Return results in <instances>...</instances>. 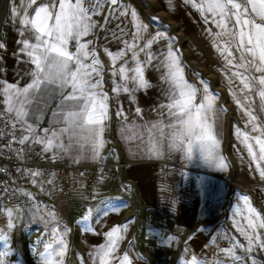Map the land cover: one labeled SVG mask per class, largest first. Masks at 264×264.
Listing matches in <instances>:
<instances>
[{
	"label": "snow or ice",
	"instance_id": "1",
	"mask_svg": "<svg viewBox=\"0 0 264 264\" xmlns=\"http://www.w3.org/2000/svg\"><path fill=\"white\" fill-rule=\"evenodd\" d=\"M104 3L109 6V15L104 17L107 23L120 6L119 0H20L19 5L14 4L11 7V18L21 25L18 30L19 35L23 37L18 41L22 45L20 51L26 53L34 66L30 73L32 80L23 88L0 82V95L5 97L3 103L6 104L4 111L14 114L8 122L13 128L19 124L27 132V135L18 140L19 144L36 143L42 145L43 152L56 149L67 153L75 142L83 150L85 145L76 138L78 133L87 131L88 136L80 139L92 142L91 158H103V132L107 127L106 122L110 119V97L104 91L106 69L93 46L94 41L85 38L93 33L96 27L93 16L100 14ZM185 3L199 11L206 24L211 23L218 29L216 32L211 28L206 31L213 46L225 61L223 71L228 77L230 94L233 95L238 108L248 117L246 124L251 125V133H258L253 135L245 132L242 143L245 144L260 179L264 180V122L259 115L264 113V0H185ZM128 15L133 18L135 29L131 33V40L123 39L128 32L118 25L119 34L114 32L113 39L122 40L124 47L116 53L105 49L112 64L108 70L113 78L112 93L116 97L126 93L134 102L136 92L152 87L145 78V70L149 66L160 71V79L167 85L164 89L167 102L154 109L160 119L143 126L150 138L146 154L158 157L161 155V145L166 143L170 151L181 152L189 161L200 158L209 165L227 170L228 164L218 152L220 139L217 128L223 109L215 106V94L209 92L206 81H201V90L185 79L179 50L171 46L173 37L164 32L145 35L148 26L139 20L136 11H129L126 7L120 12V16ZM100 28L104 29L105 24H101ZM158 41H167L166 52L156 54L151 51ZM71 46L76 48L75 52L70 51ZM3 48L5 45L0 42V49ZM237 81L239 85L236 84ZM42 87L49 91L58 88L61 96L59 108L67 106V102H73L72 107L75 110L66 113L54 112V117L63 115L65 126L59 131L44 129L45 135L40 136L33 126L27 123L26 117L29 116L28 109ZM136 114L142 116L139 107L136 108ZM3 115L4 113L0 112V116ZM115 115L125 122L121 129L122 138L142 140L144 133L138 130L131 135H124L133 126L127 124V115L123 108H119ZM55 122L59 123V120ZM3 135L4 133L0 132V136ZM64 137L69 140L67 145L63 141ZM12 139L16 140L14 136ZM250 141L254 142L255 148ZM6 147H11V144ZM59 152H54V156ZM26 174L33 178V183H36L35 177L41 175L38 171ZM48 183L52 181L49 180ZM0 191L7 192L8 189ZM23 194L29 197L31 203L27 210L33 217L43 221L45 226V233L37 241L43 244L44 250L34 248L39 257V264H65L69 250L66 226L60 224L54 211L42 212L40 203L33 202L34 198L30 193ZM239 199L246 206L247 215L243 209L238 208L236 214L243 216L245 223L235 226L247 241V245L241 244L233 236L231 247H218V253L231 260L232 264H245V257L237 254V250L242 249L252 259V264H257L251 253L264 251V214L252 206L247 194H239ZM16 212H20L22 216L24 209H8V231L0 229V241H3L5 246L11 242ZM108 212L109 209L101 213L89 209L82 217V222L86 223L94 214L107 216ZM129 223L130 221L115 225L104 233L105 242L96 246L90 253L93 264H131L127 253L123 257L117 255L120 241L123 240V233L127 231ZM50 225L54 226L49 231ZM89 230L91 229L85 228V231ZM45 234L52 237L50 242L44 241ZM214 243L215 238L210 244ZM209 246L205 245V248ZM12 252L10 247L6 251H0V264H5L4 257ZM183 264H225V260L219 255L212 259H201L193 255L184 260Z\"/></svg>",
	"mask_w": 264,
	"mask_h": 264
},
{
	"label": "crops",
	"instance_id": "2",
	"mask_svg": "<svg viewBox=\"0 0 264 264\" xmlns=\"http://www.w3.org/2000/svg\"><path fill=\"white\" fill-rule=\"evenodd\" d=\"M157 2L167 4L166 7L163 6V15L182 25L184 34L190 35L189 38H192L193 41H199L201 37L206 39L209 36L206 29L210 25L203 23L201 13L192 5L186 4L185 0H157ZM178 4H183V6ZM8 10L11 12L10 7ZM168 10L174 11H171V13ZM136 13L139 20L148 26L145 35H149L150 28L149 23L146 22L147 16H142L137 11ZM106 15H109V13ZM105 16H93L96 27L93 33L85 38L94 41L93 46L97 49L99 59L106 69L104 73V91L110 97L108 101L110 119L106 122L107 127L103 132V140L105 141L101 149L103 158L100 160L91 158L92 142L80 139V137L88 136L87 131L78 133L76 138L85 145L83 150L75 142H73V146L67 153L59 152L56 149L52 152H43L41 144H31L39 149L36 161L49 164L70 163L101 166L103 173L107 171L111 174L109 175L110 178L112 176L116 178L119 188L112 190L108 186V183L111 182L102 183L104 182L102 181L99 186L93 189V196L86 198L83 183L74 179L80 187L79 190L66 199L56 200L51 211L55 209L58 213H61L72 208L83 210V206L97 200L98 202L94 205H102L104 210L109 209L107 216L95 214L92 216V218L95 219L96 217L98 220L96 226L99 231L102 228L105 230L112 228L115 226L116 220L123 217V215L124 218H133L128 220L130 223L127 231L123 233V240L128 236L129 227L135 229L141 225L140 223L137 224L139 218L144 219V223L146 220L154 222L151 228L147 227L146 229L152 230L155 228V232L159 230L164 236L173 235L181 237V239L187 237L188 246L201 253L212 252L214 244H210V242L213 238L217 239L218 237L231 239L235 236L241 244L247 245V241L235 226L236 224L245 223L243 216L236 214L238 208L243 209L244 214L247 215L246 206L239 199V194H247L252 206L264 214V180L260 179L258 171L255 170V165L249 157L246 146L242 143L243 138L236 134L238 139H226L227 117L223 110L220 113L217 128L220 139L218 152L225 158V162L228 164L227 170L209 165L200 158L189 161L181 152L170 151L166 143L161 145V155L158 157L147 155L150 138L143 126L160 119L158 112L154 109L159 108V106H156L155 101L156 90H158L156 86L164 84L160 79L161 73L154 67H146L145 78L151 83L152 87L136 92L134 102L126 93H121L119 97L112 93L113 78L108 71L111 69L112 64L105 53V49L116 53L124 47L122 40L113 39L114 32L119 34L118 25L120 27L128 26L125 28L128 35L123 39L129 41L131 40V33L135 29L133 18L130 15L120 16V13H118L111 16L107 23L102 21ZM11 19L9 18L8 21L4 22L3 33L0 36V42L5 45V48L0 49V82H4L5 85H16L23 88L31 82L32 76L30 73L34 66L30 63L26 53L20 51L22 45L18 41L23 37L19 35L18 30L21 25ZM101 24H105L104 29L100 28ZM203 24L204 27H201ZM201 34L204 36H201ZM164 46H167V42L159 41L153 45L151 51L155 53L162 49L166 52L167 47ZM70 51L75 52L76 48L71 46ZM143 58L142 55L141 59ZM225 82L227 83L228 79ZM226 86L228 93H230L227 84ZM209 92L215 94L213 91L209 90ZM215 97V106L220 108L219 98L216 94ZM4 99L5 97L0 95V105L6 108V104L3 103ZM60 103L61 96L58 88L49 91L42 87L28 109L29 116L26 117L27 123L33 126L37 135H45L44 129L59 131L60 128L65 126L63 115L60 114L54 117L53 113L58 111L66 113L74 111L75 108L72 107L73 102H67V106L61 109L59 108ZM137 107L142 110V116L136 114ZM119 108L124 109L127 115V124L133 126L124 135H131L138 130L144 133L142 140L122 138L121 129L124 127L125 122L115 115ZM165 119H167L166 115ZM44 120L48 121L47 126L38 128L34 125V122ZM57 120H59V123L55 122ZM246 127V132L249 133L251 125L246 124ZM250 134L255 135L258 133ZM63 141L66 145L69 143L67 137H64ZM252 143L254 144V142ZM236 147L238 150L235 149ZM54 152H59V154L54 156ZM240 178L246 180L245 192L236 186L237 181L235 180ZM64 200L65 202H62ZM133 220L135 221L133 222ZM60 224L64 226L63 223ZM91 234H94V237L85 235L82 241L84 243L101 241L100 237L98 238L99 232L95 230ZM190 237L191 239H189ZM205 245L210 246L205 248ZM251 256L264 257V251L257 250L251 253Z\"/></svg>",
	"mask_w": 264,
	"mask_h": 264
},
{
	"label": "rangeland",
	"instance_id": "3",
	"mask_svg": "<svg viewBox=\"0 0 264 264\" xmlns=\"http://www.w3.org/2000/svg\"><path fill=\"white\" fill-rule=\"evenodd\" d=\"M14 4L19 5L20 0H8L7 7L9 5L11 8ZM119 5L120 6L116 8V11L112 14V16L117 15L126 7L129 11L134 9L142 14V16H147L146 22L149 23L150 28L149 35H155L157 32H164L167 36L174 38L171 42V46L173 49L179 50L178 55L180 62L183 65V74L185 79L198 89H203L201 81H206L208 90L213 91L218 96L220 101L219 107L224 110V114L227 117L226 139H238L236 134H239L238 136L243 138V134L246 132L247 128L246 121L248 120V117L241 109L238 108L233 95L231 96L230 93H228L226 84L229 87V82H225L228 77L223 71L225 61L222 59L217 49L213 46L210 36H207L206 39L201 37L199 41H193L192 38L190 39V35L188 36L184 34L182 25L175 23L173 20L169 19V17L166 15L165 17L163 15V6L166 7L167 4H162L157 2V0H119ZM178 5L183 6V4ZM107 13H109V6L107 3H104L100 14L97 16H105ZM153 17L158 19L153 20ZM9 18H11V12L8 10L2 24L0 25V36L3 33L4 22L8 21ZM102 21L105 22V19ZM203 23H205L204 19ZM207 24L210 25L209 28H211L213 32L218 31L213 24ZM127 27L128 26L125 25L123 26V28ZM201 27H204V24ZM201 36L204 35L201 34ZM161 47L163 46L161 45ZM161 52L164 51L159 49L158 52L155 53L159 54ZM236 84L239 85V82L237 81ZM156 87L158 88V90H156L155 97L156 106H160V104L167 102L166 97L164 96V89L167 85L158 84ZM237 95H239V93H237ZM256 99L258 100V97ZM259 115L261 121L264 122V113H260ZM237 130H239V132ZM249 133H251V131ZM235 149L238 150L237 147ZM109 175L111 174L106 171L97 186L104 181L102 183L111 182L108 183V186L111 187L112 190L119 188L116 178H113V176L110 178ZM235 181H237L236 186L245 192L246 180L240 178ZM96 202L98 201L96 200L86 204L83 206V210L72 208L68 210L66 209L61 213H58L55 209L53 210L59 222L63 223L68 230L67 243L69 250L65 258V264H93V260L90 258V253L96 246L105 242L106 238L104 233L108 232L111 228L107 230L102 228L99 231L96 226L98 224L96 217L95 219L91 218L86 223L82 222V217L87 214L89 209H95L96 213L103 212L104 208L102 205H94ZM8 209L11 208L5 206V201H0V229H3L5 232L8 231L6 227L9 222L6 214ZM42 212L45 211L42 210ZM124 217L125 216L123 215V217L118 218L115 225H123L128 220L133 219L130 217ZM45 219L47 218L45 217ZM134 221L135 220H133V222ZM146 221L144 223V219L138 218L137 224L140 223L141 225L135 229L129 227L128 236L125 240L120 241L117 255L119 257H123V255L127 253L131 264H183L184 260L190 259L193 255H196L201 259L204 257L212 259L213 257L219 255L221 259L225 260V264H232L231 260L225 258L222 253H218V247H231L232 243L229 247L222 244L223 240H230L232 242L230 238L218 237L215 239L212 252L201 253L188 246L186 242L187 237H182L181 239V237L173 235L164 236L159 232V230L155 232V228L152 230L146 229L148 227ZM13 222L15 223V227L11 231L10 244L5 246L3 241H0V251H6L8 247L13 249V252L10 255L4 257L5 264H39V257L35 254L34 248L39 251L44 250L43 244L37 243V241L41 239L42 234L45 233L44 222L38 217H33L27 209H24L22 216L20 212H16L15 220ZM51 227L52 225L49 226V231L51 230ZM86 227L91 230L85 231ZM95 230L99 232L98 238L100 237L101 241L97 243H84L82 238L85 235L94 237V234L91 233L95 232ZM43 239L45 242H50L52 237L45 234ZM186 248L187 251H185ZM237 254L245 257V264H252V259L249 258V256L246 255L242 249H238ZM251 257L257 261V264H264V257Z\"/></svg>",
	"mask_w": 264,
	"mask_h": 264
},
{
	"label": "built area",
	"instance_id": "4",
	"mask_svg": "<svg viewBox=\"0 0 264 264\" xmlns=\"http://www.w3.org/2000/svg\"><path fill=\"white\" fill-rule=\"evenodd\" d=\"M0 105V190L8 189L7 192L0 191V201H5V206L11 209L18 207L28 209L31 207L29 197L23 193H30L34 198L33 202H39L41 209L45 212L51 211L58 199H66L79 190V185L74 179L83 183L86 198L93 196V189L103 178V170L97 165H74L70 163L49 164L36 161L39 149L31 143L21 145L18 140L27 134L18 124L13 128L8 122L14 114L7 113ZM38 128L48 125V121L34 122ZM15 137L14 141L12 137ZM11 144V147H6ZM22 150V151H21ZM38 171L41 173L33 178L27 172ZM51 180L52 183H48ZM43 189V190H42ZM148 227H152L154 222L147 220ZM230 240H223L222 244L229 247Z\"/></svg>",
	"mask_w": 264,
	"mask_h": 264
},
{
	"label": "bare ground",
	"instance_id": "5",
	"mask_svg": "<svg viewBox=\"0 0 264 264\" xmlns=\"http://www.w3.org/2000/svg\"><path fill=\"white\" fill-rule=\"evenodd\" d=\"M8 0H0V25L2 24V21L4 20L6 9H7ZM62 202H65L62 201Z\"/></svg>",
	"mask_w": 264,
	"mask_h": 264
}]
</instances>
